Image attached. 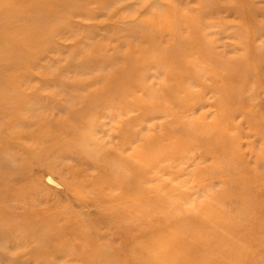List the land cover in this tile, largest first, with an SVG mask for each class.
<instances>
[{
    "label": "rangeland",
    "instance_id": "1",
    "mask_svg": "<svg viewBox=\"0 0 264 264\" xmlns=\"http://www.w3.org/2000/svg\"><path fill=\"white\" fill-rule=\"evenodd\" d=\"M44 3L0 19V264H264V0Z\"/></svg>",
    "mask_w": 264,
    "mask_h": 264
},
{
    "label": "bare ground",
    "instance_id": "2",
    "mask_svg": "<svg viewBox=\"0 0 264 264\" xmlns=\"http://www.w3.org/2000/svg\"><path fill=\"white\" fill-rule=\"evenodd\" d=\"M0 1H3L4 2V4H2V3L0 4V19L2 17H4L5 15H7V14H8V20L9 21L10 20H14V19L15 20L16 19H19L20 21H22V20H24V15L25 14H30V15L37 16V17H42V16L45 17V16H48V12L44 9V5H45L44 1H46V0H42L41 2H38L36 4H32V3L30 4L29 3L28 6L25 9H21L18 12L17 11L16 12L14 11V4L17 1L24 2L25 0H6L7 3H5V0H0ZM54 4H55V2H52L51 3V6L53 7ZM4 24H2V23L0 24V31L2 32V35H0V49L2 48V45L5 42H7V39L5 38V34L9 31V30L7 31V27ZM8 41H12L13 42V40L12 39L10 40L9 38H8ZM6 45H12V44H10V43L7 42ZM5 58H6V51L4 49H1L0 50V60H4ZM4 72H5V68L0 65V103L2 102L3 105H5L6 103H9V100H10V96L6 95V92L9 90V89L6 90L7 83H9V81H7L5 79ZM150 91H151V89L149 87V88H146V91L145 92L148 94V93H150ZM104 92L106 93V90ZM99 94H100V92H99ZM103 96H105V94H103ZM1 106L2 105H0V108H1ZM162 112H166V111L165 110H162ZM89 140H90L89 138L88 139H85V140H81V141H79V145L81 146V144H86V142L89 141ZM123 162L125 164L126 163V159H123ZM48 167L52 168L50 165H48ZM122 167L123 166L120 167L118 164H115L114 163V167H113L114 169L111 170V172H114L115 173L117 171H119V172L120 171L121 172L122 171H125V169H122ZM125 168H127V167L125 166ZM137 171H139V169H137ZM44 177H45L44 182L46 184H48V185L52 184V180H51L50 177H48V175L47 176H44ZM145 182L149 184V183H152V180H148L147 179ZM147 243L148 244L144 248H142V250L141 249L140 250H136V252L133 254V256L131 257L132 260H133V263H136V264H170L168 262V257L169 256L168 257H164L163 254H161V253H160L161 255L158 258H152L151 257V253L153 251H156L158 249V243H157V241H155V240L154 241H151V242L148 241ZM103 255H104V253L102 254L101 251L95 250L94 252H91L92 258L90 260L89 259H86V263L87 264H92V263H89V262L92 261L93 258H95V257H97V258L98 257H103ZM148 261H153V262L152 263H149Z\"/></svg>",
    "mask_w": 264,
    "mask_h": 264
}]
</instances>
